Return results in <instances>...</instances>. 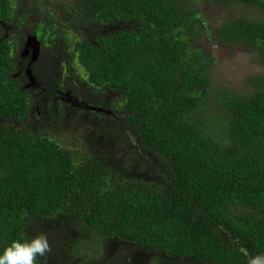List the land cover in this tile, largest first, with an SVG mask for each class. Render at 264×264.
<instances>
[{
  "label": "trees",
  "instance_id": "16d2710c",
  "mask_svg": "<svg viewBox=\"0 0 264 264\" xmlns=\"http://www.w3.org/2000/svg\"><path fill=\"white\" fill-rule=\"evenodd\" d=\"M69 1L87 28H113L65 43L72 76L62 66L34 69L45 96L37 103L16 55V0H0V249L43 233L46 264H93L106 242L118 264H248L264 255V71L249 93L215 94L214 57L199 38L203 24L264 60V19L214 27L198 17L202 0ZM208 1L264 12V0ZM60 83L80 103L58 97ZM38 104L39 120L63 114L91 126L99 157L83 161L45 128L9 123Z\"/></svg>",
  "mask_w": 264,
  "mask_h": 264
},
{
  "label": "rangeland",
  "instance_id": "374dc122",
  "mask_svg": "<svg viewBox=\"0 0 264 264\" xmlns=\"http://www.w3.org/2000/svg\"><path fill=\"white\" fill-rule=\"evenodd\" d=\"M16 17L13 31L17 36L18 50L21 60L25 62V71L28 76L26 86L34 90L33 100L37 103L44 101V94L39 90L38 81L32 69L52 68L59 70L64 76H72L73 68L68 69V59L70 55L65 50V43L70 42L77 34L87 32L89 40L93 41L94 36L106 30H112L110 24L92 23L87 28L76 16L73 5L69 0H16ZM198 17L203 22H211L214 27H218L225 22V19L235 16H244L250 19H264V12L257 7L242 6L230 3H212L208 0L198 1ZM207 25V24H205ZM200 40L207 47L214 60L209 66V77L212 82L211 90L219 93V88H227L238 94L249 93L253 88L252 80L259 77L264 71V60L256 50L248 48L246 45L225 44L212 38L210 30L202 27ZM35 35L39 41L40 54L33 60L32 49L23 53L25 43L31 35ZM76 68V65H73ZM78 68V66H77ZM71 85L80 90V83L76 78L71 81ZM216 88V89H215ZM87 96L88 92L82 90ZM57 96L61 99L72 101L75 105V97L66 89L63 83L59 84ZM79 101L82 99L79 98ZM80 103V102H78ZM77 103V104H78ZM36 105L31 115L21 123L10 121L16 124L18 129L24 131L39 132L45 128L58 143L67 148H71L83 161L97 159L102 151L101 145L97 142L98 134L92 127L85 125L73 117H65L62 114L58 119L50 115L47 119L40 118L42 109ZM100 109L99 107H96ZM204 116V114H201ZM209 130L215 131L214 127L209 126ZM80 159V158H79ZM159 169L156 168L155 180H159ZM161 173V172H160ZM116 245L113 242L103 243L98 255L93 256V264H118L119 256L115 251Z\"/></svg>",
  "mask_w": 264,
  "mask_h": 264
},
{
  "label": "clouds",
  "instance_id": "9594fccd",
  "mask_svg": "<svg viewBox=\"0 0 264 264\" xmlns=\"http://www.w3.org/2000/svg\"><path fill=\"white\" fill-rule=\"evenodd\" d=\"M50 251L49 239L43 233L31 238L15 239L0 249V264H46V259L42 258H46ZM244 254L247 255V252ZM248 264H264V255L250 257Z\"/></svg>",
  "mask_w": 264,
  "mask_h": 264
},
{
  "label": "water",
  "instance_id": "95a60500",
  "mask_svg": "<svg viewBox=\"0 0 264 264\" xmlns=\"http://www.w3.org/2000/svg\"><path fill=\"white\" fill-rule=\"evenodd\" d=\"M28 48L32 49V53H31L33 57L32 59L36 60V58L39 55L40 48H39V41L36 38V36L33 34L28 37L27 42L25 43V47L22 52L23 53L28 52Z\"/></svg>",
  "mask_w": 264,
  "mask_h": 264
},
{
  "label": "flooded vegetation",
  "instance_id": "af4514ba",
  "mask_svg": "<svg viewBox=\"0 0 264 264\" xmlns=\"http://www.w3.org/2000/svg\"><path fill=\"white\" fill-rule=\"evenodd\" d=\"M32 72H34V69L32 70ZM34 74V73H33ZM36 79V78H35ZM39 82V81H38Z\"/></svg>",
  "mask_w": 264,
  "mask_h": 264
}]
</instances>
